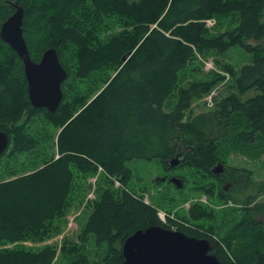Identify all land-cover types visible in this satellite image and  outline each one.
Here are the masks:
<instances>
[{
	"label": "trees",
	"instance_id": "obj_1",
	"mask_svg": "<svg viewBox=\"0 0 264 264\" xmlns=\"http://www.w3.org/2000/svg\"><path fill=\"white\" fill-rule=\"evenodd\" d=\"M12 2L24 9L23 37L31 59L38 61L53 48L68 76L55 113L32 109L22 62L0 40V129L10 139L0 162L7 156L19 165L13 178H0V264H52L56 249L20 243L60 234L99 169L103 175L95 198L87 200L78 242L63 241V264L88 263L89 241L101 258L95 264H117L124 240L136 230L170 229L138 196L147 186L132 185L131 163L187 170L174 175L184 188L188 176L221 179L211 168L225 164L224 148L245 154L258 145L264 152V0H0V26L13 13ZM209 19L216 28L233 27L214 36L203 22ZM233 47L252 54V62L232 74L235 93L185 120L192 102L215 83L198 80L199 68L187 70L198 58L223 56ZM177 154L179 165L168 167ZM242 173L252 190L247 199L262 200L242 208L219 187L218 210L194 204L175 224L177 231L209 240L221 264H264V223L257 220L264 217V182L251 181L249 170ZM113 181L123 189H115Z\"/></svg>",
	"mask_w": 264,
	"mask_h": 264
},
{
	"label": "rangeland",
	"instance_id": "obj_2",
	"mask_svg": "<svg viewBox=\"0 0 264 264\" xmlns=\"http://www.w3.org/2000/svg\"><path fill=\"white\" fill-rule=\"evenodd\" d=\"M261 21L264 22V12L261 16ZM206 27L209 29L210 34L219 35L224 31L225 28L231 27L229 23L216 28V21L213 19L203 21ZM233 27V26H232ZM251 45H255V42H249ZM199 62L193 64L194 68L187 70L191 72L199 68L198 73H194L198 80L207 79L208 81H215L211 91L204 95L202 98L192 102L191 108L186 112L185 120L194 115H198L202 112L207 111V109H212L216 101L221 98L235 93V87L233 86L232 74H237L241 68L252 62V54L246 52L243 48L233 47L227 51L223 56L210 55L207 58H198ZM191 79V78H190ZM251 93H247L242 96V100L250 97ZM213 141V139H211ZM54 143L56 145V138L54 137ZM54 149V152H53ZM50 152L55 153L57 157L56 146H54ZM226 153V159L224 170L225 172L221 174V179L215 180L212 177L202 178L201 176H188L185 187L180 193L174 190V185L164 182L158 184L154 182V178L157 176H167L175 177L172 175H187V170L182 168H175L172 171H164L162 165L159 163L145 164V163H131L129 166L132 171L131 183L133 186H147V191L145 193H138V196L142 195L143 202L151 205L157 209V216L161 222L167 225L172 230H177L176 220H180L181 217L186 216L189 208L194 204H201L206 209L218 210L217 204L220 202L217 200L219 197L218 188H222L226 195L232 196L236 200L240 201V206L242 208L252 206L257 200H262L263 196H258L255 201H249L247 199L248 195L252 193L251 186L244 182V175L242 169L249 170L251 172V181H262L264 182V152L262 148L258 145L250 148L249 152L242 154L240 152L232 151L228 148H224ZM9 152V151H8ZM23 159L24 157H20ZM15 165L13 160L9 159L7 156L3 157L0 162V178L9 179L13 178L11 172L18 167ZM102 171L99 169L95 175L89 177L88 183L92 185L88 189L87 195L84 199L83 204L80 207L72 208L66 217V223L62 227V232L49 239L43 240L38 243L31 241H24L20 244L31 249L38 250L42 247H52L56 249V257L54 258L52 264H63V259L60 255V251L63 246V241L66 239H74L78 242L77 236L86 218V204L87 200L92 201L95 198V186L100 175H103ZM199 175V174H197ZM242 175V177L240 176ZM135 176H138L137 180ZM220 177V175H218ZM242 179V180H241ZM242 181V184L241 182ZM199 185L198 191L195 188ZM205 187L204 190H200V187ZM113 187L115 189H121L122 186L119 182L113 181ZM195 187V188H194ZM210 188H212L213 194H210ZM123 189V188H122ZM126 189V188H125ZM165 199V200H164ZM173 199V200H171ZM167 200L168 204L167 205ZM247 200L249 203H247ZM231 206V205H230ZM183 220V219H181ZM257 220L264 223V217L259 216ZM176 223V224H175ZM188 228L194 231L202 232V228L197 227L198 223L195 222H183ZM182 225V224H178ZM232 226L224 229L225 232H229ZM223 231V232H224ZM253 242H250L246 247L247 250L251 249ZM18 246L17 243L10 245L7 244L4 248L12 249ZM85 253L89 258V262L85 264H95L100 261V257H95V248L91 241L85 247ZM229 258L233 260V256L228 254Z\"/></svg>",
	"mask_w": 264,
	"mask_h": 264
},
{
	"label": "water",
	"instance_id": "obj_3",
	"mask_svg": "<svg viewBox=\"0 0 264 264\" xmlns=\"http://www.w3.org/2000/svg\"><path fill=\"white\" fill-rule=\"evenodd\" d=\"M14 11L0 26V40L7 44L18 56L23 65L28 101L32 109H46L55 113L63 92L61 85L67 72L61 65L55 49L48 48L38 62L31 59L23 37L24 9L15 2ZM123 61L126 58L122 59ZM8 134L0 129V159L9 146ZM181 154L167 162L175 168L180 163ZM211 173H223V164L217 162ZM119 177H114L118 180ZM154 182H168L176 189H182L184 182L178 177H155ZM212 245L207 239L191 237L183 232L153 225L138 229L128 236L121 246L123 260L117 264H221L211 253Z\"/></svg>",
	"mask_w": 264,
	"mask_h": 264
},
{
	"label": "flooded vegetation",
	"instance_id": "obj_4",
	"mask_svg": "<svg viewBox=\"0 0 264 264\" xmlns=\"http://www.w3.org/2000/svg\"><path fill=\"white\" fill-rule=\"evenodd\" d=\"M39 61V60H38ZM38 61H35V62H38ZM225 172V170L223 171V173ZM172 176H174V175H172ZM170 178V177H169ZM169 178L168 179H166V180H169Z\"/></svg>",
	"mask_w": 264,
	"mask_h": 264
},
{
	"label": "bare ground",
	"instance_id": "obj_5",
	"mask_svg": "<svg viewBox=\"0 0 264 264\" xmlns=\"http://www.w3.org/2000/svg\"><path fill=\"white\" fill-rule=\"evenodd\" d=\"M223 171H224V166H223Z\"/></svg>",
	"mask_w": 264,
	"mask_h": 264
}]
</instances>
